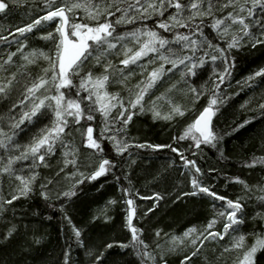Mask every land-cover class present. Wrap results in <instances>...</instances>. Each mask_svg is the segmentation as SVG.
<instances>
[{"label": "snow or ice", "instance_id": "snow-or-ice-1", "mask_svg": "<svg viewBox=\"0 0 264 264\" xmlns=\"http://www.w3.org/2000/svg\"><path fill=\"white\" fill-rule=\"evenodd\" d=\"M17 2L12 0L13 5ZM19 2L29 5V14L33 10L42 14L9 30L18 46L15 51L0 55V101H11L6 114H0V221L6 223L4 231L0 232V241L10 242L19 235L18 224L7 221L6 215L10 207L15 212L14 202L30 198L38 186V194L45 202H60V211L71 227L75 243L85 249L90 264H105L104 250L111 249L115 243H119L121 248H131L140 264H169L167 256L186 245V250L180 253V264H192L193 258L206 247V242L224 241L226 236L230 240L222 246L217 259L226 252H236L233 264H256L257 253L264 251V229L260 232L253 230L252 233L241 231L245 223L246 197L231 199L219 195L203 182L204 173L200 166L195 159L186 157L184 150L171 144L136 143L128 135V126L135 115L145 111H150L154 119L172 120L175 116H184L187 109L174 103L170 95L174 91H183L184 86L192 95L193 108L208 92L206 105L173 140L177 143L190 140L189 148L196 150L192 152L193 156L201 145L216 148L223 156L220 142L224 136L250 124L252 118H246L223 132L215 130L213 119L228 99L222 93L221 85L230 79L235 66V56L231 55L233 50L249 44L253 48L264 46V0H42V7L37 0ZM9 11L8 0H0V14L7 15ZM126 25L131 27L118 31ZM49 27L51 30H46ZM206 28L215 34L216 40L224 41V45L214 42ZM33 30L40 33L39 39L48 42L50 47L47 50L28 48L26 34L33 33ZM14 33L19 34L22 42ZM0 42L11 46L5 35L0 34ZM17 54L19 63L14 59ZM40 60L47 66L33 77L28 68ZM209 62L214 77L212 89L209 90L207 84L199 88L191 84L190 81ZM13 65L16 70L9 71ZM97 68L99 71H94ZM135 69H139V73ZM177 72L178 79L152 96L158 85ZM137 74L141 79L129 86L128 81ZM257 77L264 79V67L247 76L244 83L253 82ZM112 85H120L127 95L110 90ZM17 86H22V91L12 100ZM146 96H151V99L146 101ZM161 101L168 105L167 111L161 110ZM248 103L245 101L241 108ZM256 107L264 115V102ZM98 117L101 127L94 135L95 129L90 122ZM81 121L87 124L86 128ZM21 126L36 129L24 143L17 140ZM77 135L80 144L76 142ZM105 140L120 157L125 152L131 155L132 147L170 148L177 153L184 168L190 171L191 192H182L176 199L203 194L225 202L223 210H216L202 226V231L190 226L180 235L164 233L168 238L167 250H162L158 242L155 250H150V245L142 238L144 229L134 223L137 207L129 180V187H121V199L126 205L124 226L130 233V240L127 243L109 242L103 249L88 246L82 238V229L68 216L65 202L77 195L78 187L85 181H96L115 167L114 161L105 155ZM82 148L98 157V164L91 171L87 170L91 162L83 157ZM58 150L55 170L51 175L41 176V168L53 169L51 161ZM245 164L264 165V156L253 155ZM5 177L10 188L7 195L4 194ZM229 179L241 184L245 193L256 195L260 210L253 219L264 221V184L249 185L239 176ZM142 198L152 200L153 204L140 218L153 212L164 196L153 192L151 196ZM108 204L115 205L117 200L110 199ZM103 215L105 220L111 219L106 209ZM221 219L222 230L216 228ZM161 231L155 230L157 239L161 237ZM41 239L33 233V243L39 244ZM71 251L69 244L62 252L61 264H72ZM203 259L205 264H211L207 257Z\"/></svg>", "mask_w": 264, "mask_h": 264}, {"label": "trees", "instance_id": "trees-1", "mask_svg": "<svg viewBox=\"0 0 264 264\" xmlns=\"http://www.w3.org/2000/svg\"><path fill=\"white\" fill-rule=\"evenodd\" d=\"M8 2L10 11L7 15L0 14V34L7 36L11 46L0 42V55L6 51H15L18 46L13 35H9V30L15 26H22L30 22L36 15L42 14L38 10H33L29 14V5L23 4L19 0L15 5L12 4V0H8ZM37 2L42 7V0H37ZM145 23L151 24L152 21H145ZM130 27V25L121 26L118 31ZM46 30H51V28ZM205 31L213 38L214 42L224 45V41L216 40L214 33L207 28ZM14 35L22 42L18 33H14ZM39 35L40 33L36 30H33L31 34H26L28 48L38 47L47 50L50 47L48 42L38 38ZM231 55L235 56V66L231 70L230 79L221 85L222 93L227 95L228 99L220 106L213 119V125L217 132H223L234 128L236 124L246 118H252V120L245 127L224 136L220 142L223 156L216 148L208 145H201L200 150L193 156L192 152L196 150L189 148L192 143L190 140L179 143L173 140V137L180 135L186 124L198 115L199 110L206 105L209 97V93L206 92L193 108L192 95L188 92L187 86L183 87V91H174L170 94L174 103L187 109L184 116H175L172 120H164L154 119L150 111H145L143 114L138 113L128 126V135L134 138L136 143L171 144L180 147L184 150L183 154L186 157L196 160L204 173L202 180L207 186L227 198L246 197L245 223L242 225L241 231L260 232L264 229V221H260L258 218L253 219L255 213L260 210L256 195L251 192L245 193L241 184L229 178L239 176L249 185L264 184V165L246 166L245 164L246 161L251 160L253 155L264 156V115H261L256 107L259 103L264 102V79L257 77L253 82L244 83L247 76L260 67H264V46L257 45L253 48L250 44L245 45L238 50H233ZM18 57L19 54L14 59L19 63ZM114 59L118 60L119 58ZM46 66V63L40 60L36 65L29 66L28 70L35 77L40 73L41 68ZM166 67H170V65H166ZM15 70V65L10 66L9 71ZM94 71H99V69H94ZM135 71L139 73V69H135ZM178 77L179 73L177 72L175 75H171L170 79L166 78L165 82L158 85L152 92V96L164 91L168 84ZM140 79V75L137 74L128 81L129 86L134 85ZM212 79H214L212 65L209 62L206 67L199 70L198 76L193 78L190 83L195 84L198 88L207 84L208 89L211 90ZM238 81L240 83H237ZM110 90L121 91L123 95H127L120 85H112ZM19 91H22V86H17V89L13 91L12 100L16 99ZM150 99L151 96L145 98L146 101ZM245 101H249V103L246 107L241 108ZM10 102L0 101V114H6ZM160 103L163 104L161 110L167 111L168 105L163 101ZM90 123L95 129L94 135L98 134L101 127L99 117ZM81 124L84 128L87 127L84 121H81ZM21 129L17 136L20 143L26 142L36 130L31 126L27 128L21 126ZM76 142L80 144L78 135ZM103 147L105 155L114 161L115 167L110 173L96 181H85L78 187L77 195L71 201L65 202L68 216L71 217L72 223L82 229V238L88 246L103 249L106 243L113 241L127 243L130 240V233L124 226L126 205L121 199L123 196L121 187H129V180L134 189L133 198L137 207V218L134 219V223L144 229L142 238L150 245V250H155L157 242L161 244L162 250H167L166 241L168 238L164 236V233L180 235L190 226H196L198 230L202 231V226L213 217L215 211L223 210L222 206L225 202L215 201L212 197L203 194L180 196L179 200L176 199L182 192H191L190 171L184 168L177 153L172 152L170 148L140 149L132 147L131 155L129 152H125L123 157H120L112 150L109 141L105 140ZM81 151L83 157L91 162V167L87 169L91 171L98 164V157L91 151H84L83 148ZM58 159L59 150L57 156L51 161L53 169L41 168V176L51 175ZM133 160L135 163L131 164ZM130 164L131 167H129ZM209 169L215 171L210 172ZM8 185V179L5 177V195L10 191ZM136 192L139 193V196L136 195ZM153 192H160L164 199L159 202L153 212L140 218L141 214L153 204L152 200L142 197L151 196ZM113 198L117 200V204L109 205L108 201ZM59 204L60 202L56 200L45 202L38 194V186L37 191L30 198H21L14 202L15 212L10 207L6 219L18 224L19 235L11 239L10 242L0 241V264H61L62 252L69 244L72 247V264H90L85 249L76 245L71 227L63 218ZM49 205H55V207ZM105 209L111 219L105 220L103 215ZM222 224L223 220L221 219L216 228L222 230ZM24 225H27V228ZM5 227V221H0V232H3ZM156 229L162 230L159 239L155 236ZM34 232L42 237L39 244L32 242ZM229 240L230 238L226 236L224 241L206 242V247L197 257L193 258L192 264H205L204 257H207L211 264H233V260L237 256L236 252H226L217 259L222 251V246H226ZM248 240L251 242V235ZM185 250L186 245L178 248L176 253L169 254L167 256L169 264H180L182 258L180 253ZM104 251L105 264H140V259L133 253V250L121 248L119 243H115L111 249ZM256 264H264V251L257 253Z\"/></svg>", "mask_w": 264, "mask_h": 264}]
</instances>
